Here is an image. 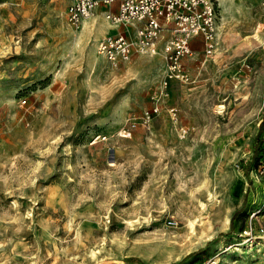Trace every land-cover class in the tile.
Segmentation results:
<instances>
[{
	"label": "rangeland",
	"instance_id": "374dc122",
	"mask_svg": "<svg viewBox=\"0 0 264 264\" xmlns=\"http://www.w3.org/2000/svg\"><path fill=\"white\" fill-rule=\"evenodd\" d=\"M70 2L0 0V264H264L262 1L216 0L189 82L94 64L123 28L74 43Z\"/></svg>",
	"mask_w": 264,
	"mask_h": 264
},
{
	"label": "built area",
	"instance_id": "2783aa9c",
	"mask_svg": "<svg viewBox=\"0 0 264 264\" xmlns=\"http://www.w3.org/2000/svg\"><path fill=\"white\" fill-rule=\"evenodd\" d=\"M261 1L264 6V0ZM112 5L116 7L111 9ZM102 6L107 8V19L123 28L100 40L97 46L98 54L114 68L130 61L135 54L156 55L162 44L167 79L189 82L183 60L192 55L193 41L202 39L206 55L216 49L219 19L216 0H71L67 21L78 27ZM172 112L175 116L173 109Z\"/></svg>",
	"mask_w": 264,
	"mask_h": 264
},
{
	"label": "bare ground",
	"instance_id": "6f19581e",
	"mask_svg": "<svg viewBox=\"0 0 264 264\" xmlns=\"http://www.w3.org/2000/svg\"><path fill=\"white\" fill-rule=\"evenodd\" d=\"M93 17H91L90 19H84V20H82L81 23H80V25H79V27H78V29L81 28V31L78 34L70 35V37H69L70 39L69 40H72L74 43H77V42L83 40V38L85 36L86 37H90L89 36L90 35V31H94V33L95 32H103L105 30L104 29V26L106 25L103 19L104 18L107 19L106 13L104 11H102L101 14H100V16H99V17H101L100 18L101 20L100 21H96V23H94V24H91L89 21ZM107 21H109V20L107 19ZM111 24H113V23H111ZM113 25H116V24H113ZM116 26H118V25H116ZM95 46H96V42L94 41V43L91 46V48H92L93 53L95 52V54H96V48H95ZM146 55H149V54H146ZM149 56H152V55H149ZM102 60H103L102 57L98 53H97V55H95V57L93 56V63L94 64L99 65ZM109 65L112 67V65L110 63H109ZM101 68H102V66H101ZM222 107H223L222 105L219 106V108H222ZM258 244H260L259 241H258ZM255 245H256V243L255 244H252V243H247L246 244L247 247H252V248H254Z\"/></svg>",
	"mask_w": 264,
	"mask_h": 264
},
{
	"label": "trees",
	"instance_id": "16d2710c",
	"mask_svg": "<svg viewBox=\"0 0 264 264\" xmlns=\"http://www.w3.org/2000/svg\"><path fill=\"white\" fill-rule=\"evenodd\" d=\"M264 135V118L262 119L261 123L259 124V127H258V133L256 135V145L258 143H260V138L261 136ZM256 155V151L254 153V156ZM231 226H232V229H234L236 227V219H235V216L233 217L232 219V222H231Z\"/></svg>",
	"mask_w": 264,
	"mask_h": 264
},
{
	"label": "crops",
	"instance_id": "0c3cea01",
	"mask_svg": "<svg viewBox=\"0 0 264 264\" xmlns=\"http://www.w3.org/2000/svg\"><path fill=\"white\" fill-rule=\"evenodd\" d=\"M110 7H111V9H112L113 7H116V5H112V6H110ZM99 9H100V8H99ZM99 9H98V10H99ZM105 11H106V10H105ZM105 11H104V12H105ZM114 27H115V28H118V26H116V25H114ZM152 56H153V55H152Z\"/></svg>",
	"mask_w": 264,
	"mask_h": 264
}]
</instances>
